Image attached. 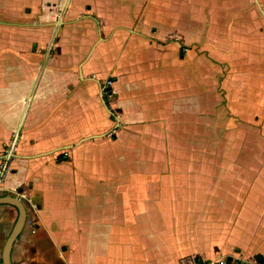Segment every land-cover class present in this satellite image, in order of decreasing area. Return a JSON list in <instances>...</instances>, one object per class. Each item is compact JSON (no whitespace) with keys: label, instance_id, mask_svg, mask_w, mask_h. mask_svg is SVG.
<instances>
[{"label":"crops","instance_id":"1","mask_svg":"<svg viewBox=\"0 0 264 264\" xmlns=\"http://www.w3.org/2000/svg\"><path fill=\"white\" fill-rule=\"evenodd\" d=\"M136 2L0 0V159L17 136L0 199L26 208L12 264L264 255V112L247 82L233 98L217 71L202 80L217 62L195 45L196 27H245L264 3L143 0L137 18ZM19 212L0 203V264Z\"/></svg>","mask_w":264,"mask_h":264},{"label":"rangeland","instance_id":"2","mask_svg":"<svg viewBox=\"0 0 264 264\" xmlns=\"http://www.w3.org/2000/svg\"><path fill=\"white\" fill-rule=\"evenodd\" d=\"M143 0H137L136 7L138 8L137 18H141L143 15V9L139 10V6H141ZM262 1V0H261ZM258 0V3H264V0L261 2ZM257 2V0H255ZM149 0H145L143 7L148 5ZM157 4L159 5L160 2L158 1ZM153 7H155L154 2L152 4ZM257 16L255 15H249L248 18H250L249 22L247 23L245 27H208L207 25L205 27H196L201 32V40L195 42V45L197 47L198 51L205 52L207 55L211 54L213 56L211 59L214 62H217V64L212 63L210 60L202 63V69H205V73L202 76V80L209 77L212 72L217 71V77H219V83L220 86L218 87V90H224V86L228 82L231 84L230 81L233 82L231 85L228 86V91L232 92L233 98H240L245 95V91L242 89L243 85L242 82H247L249 88L253 87L254 89H251V94H253V101L255 104H258L261 108V112H264V20L262 22L263 26H256V18L264 19V9L263 7L259 9ZM63 12V10H62ZM195 12H198L196 7H193L192 5L187 10V12L181 16L183 18L182 21L185 22L186 25L190 24V21L198 20V17L195 16ZM203 22L204 20H202ZM256 19V20H255ZM222 23V22H221ZM153 32H158L159 30L157 27H152ZM251 36L249 39H251V47L247 45H243L241 43V36L242 35H248ZM259 35V36H258ZM50 43H48L45 48H43V53L52 54V52H55V47ZM247 44V41H246ZM243 45V46H242ZM241 48L245 50V54H241ZM230 51L236 52V54L240 53L239 55L235 56ZM242 55V56H240ZM216 58V59H215ZM248 67V68H247ZM250 67H253V69L256 68V72L252 73L250 72ZM224 68H227V70H224ZM245 79V80H244ZM257 79L259 81L257 82ZM114 82V77L112 75L106 76L104 79L100 80V92L104 93V97L107 102L110 101L112 98V86ZM257 82V83H256ZM258 108V107H257ZM251 122V121H250ZM257 126V122L254 123ZM240 125V124H239ZM222 126V125H221ZM259 131H262L263 123H258ZM235 128V127H232ZM250 131V130H249ZM258 130H256L257 132ZM254 131L249 132L250 138L257 139L260 142V132L257 135V133ZM259 136V137H258ZM264 138V134H262ZM241 139V131L233 136V142L234 144L237 142V140ZM6 148V147H5ZM4 148V151H5ZM260 254V253H258ZM256 254L254 258H243L241 256H236L233 258V261H243L248 262L250 264H260L256 260ZM262 255V254H261ZM264 256V255H262ZM197 258V257H196ZM196 258L189 259L187 258L184 262V264H198L199 262L196 261ZM201 258V257H200ZM203 263L209 261L218 262L220 260H223L225 263H228V258L224 255H219L214 258L209 259H202ZM190 262V263H189Z\"/></svg>","mask_w":264,"mask_h":264},{"label":"water","instance_id":"3","mask_svg":"<svg viewBox=\"0 0 264 264\" xmlns=\"http://www.w3.org/2000/svg\"><path fill=\"white\" fill-rule=\"evenodd\" d=\"M89 137V136H88ZM10 202L17 206L19 208V216L18 219L12 229V232L8 236L5 245H4V250H3V259H4V264H12L11 262V250L12 246L14 244L15 239L18 237L21 229L24 226L25 220H26V208L24 207L23 202L21 199L15 196H9L6 197L5 199H0L1 202ZM227 264H250L248 262H232V258H228V263Z\"/></svg>","mask_w":264,"mask_h":264},{"label":"built area","instance_id":"4","mask_svg":"<svg viewBox=\"0 0 264 264\" xmlns=\"http://www.w3.org/2000/svg\"><path fill=\"white\" fill-rule=\"evenodd\" d=\"M16 137L17 136L12 138V140H10L7 143L5 151H4V155L0 159V185L2 184L5 176L9 173V171L11 169V165H10L9 161H10L11 156H12L13 151H14V145H15ZM198 264H204V263H198ZM205 264H227V262L225 263L223 260H220L218 262L209 261V262H206Z\"/></svg>","mask_w":264,"mask_h":264},{"label":"trees","instance_id":"5","mask_svg":"<svg viewBox=\"0 0 264 264\" xmlns=\"http://www.w3.org/2000/svg\"><path fill=\"white\" fill-rule=\"evenodd\" d=\"M182 48H183V47H182ZM256 260H257V262H259L260 264H264V256H262L261 254H258V255L256 256ZM196 261H198L199 263H203L202 258H199V257L196 258Z\"/></svg>","mask_w":264,"mask_h":264}]
</instances>
